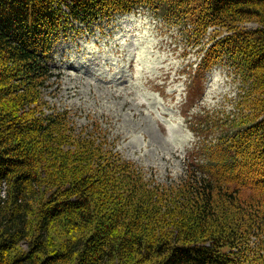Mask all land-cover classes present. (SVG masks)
Listing matches in <instances>:
<instances>
[{
  "label": "trees",
  "instance_id": "trees-1",
  "mask_svg": "<svg viewBox=\"0 0 264 264\" xmlns=\"http://www.w3.org/2000/svg\"><path fill=\"white\" fill-rule=\"evenodd\" d=\"M137 9L194 45L221 29L184 108L221 60L240 84L227 114L182 113L194 143L168 185L43 102L61 34ZM0 264H264V0H0Z\"/></svg>",
  "mask_w": 264,
  "mask_h": 264
},
{
  "label": "rangeland",
  "instance_id": "rangeland-1",
  "mask_svg": "<svg viewBox=\"0 0 264 264\" xmlns=\"http://www.w3.org/2000/svg\"><path fill=\"white\" fill-rule=\"evenodd\" d=\"M151 15L138 9L88 31L61 34L52 51L57 78L44 91L43 102L50 110H64L79 130L96 122L124 159L168 185L184 173L194 143L182 113L225 115L238 103L240 84L221 60L205 75L201 98L184 108V69L206 53L221 29L214 27L199 51Z\"/></svg>",
  "mask_w": 264,
  "mask_h": 264
}]
</instances>
